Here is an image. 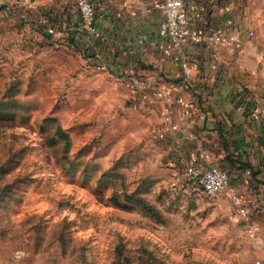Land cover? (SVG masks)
Returning a JSON list of instances; mask_svg holds the SVG:
<instances>
[{
    "label": "rangeland",
    "instance_id": "obj_1",
    "mask_svg": "<svg viewBox=\"0 0 264 264\" xmlns=\"http://www.w3.org/2000/svg\"><path fill=\"white\" fill-rule=\"evenodd\" d=\"M8 43L0 42V97L15 92L26 108L0 119V187L14 184L0 192V264H264V232L252 218L264 206L246 196L263 190L237 189L246 214L227 193L172 190L183 162L166 163L167 150L149 138L148 110L120 78L91 72L81 48L53 45L13 62Z\"/></svg>",
    "mask_w": 264,
    "mask_h": 264
},
{
    "label": "crops",
    "instance_id": "obj_2",
    "mask_svg": "<svg viewBox=\"0 0 264 264\" xmlns=\"http://www.w3.org/2000/svg\"><path fill=\"white\" fill-rule=\"evenodd\" d=\"M35 1L34 8L24 9L0 0V42L9 41L4 52L9 49L13 62L35 61L53 45L88 52L91 72L120 78L135 95L134 105L148 110L143 112L153 122L149 138L167 150V164L183 162L184 170L191 153L207 151L212 162L229 170L233 189L263 190L251 197L243 191L247 200L264 206V35H257L256 20L261 23L264 7L259 0H187L191 34L183 53L191 69L189 85L183 61L173 58L159 35L162 0H93L95 9L99 6L98 37L83 30L74 0ZM217 33L234 37L232 43L216 42ZM188 103L193 112L185 117ZM262 208L252 218L264 232Z\"/></svg>",
    "mask_w": 264,
    "mask_h": 264
},
{
    "label": "built area",
    "instance_id": "obj_3",
    "mask_svg": "<svg viewBox=\"0 0 264 264\" xmlns=\"http://www.w3.org/2000/svg\"><path fill=\"white\" fill-rule=\"evenodd\" d=\"M12 8L32 9L36 5L35 0H8ZM81 18V26L89 35L98 37L100 35L96 25V9L93 0H74ZM164 20L159 27V35L165 43L174 51L173 58L183 61L185 84L189 85L191 69L187 59L184 57L183 45L190 31V17L187 9V0H162ZM54 31L53 27L49 28ZM254 35V30L248 31ZM232 36L222 33L214 35L216 42L231 44ZM192 104L184 106L183 115H192ZM172 190H180L187 193L202 192L209 196L227 193L236 205V211L246 214V208L242 205L243 195L231 187V175L227 168L211 161L207 151H195L190 154L185 163L183 173L173 183Z\"/></svg>",
    "mask_w": 264,
    "mask_h": 264
},
{
    "label": "trees",
    "instance_id": "obj_4",
    "mask_svg": "<svg viewBox=\"0 0 264 264\" xmlns=\"http://www.w3.org/2000/svg\"><path fill=\"white\" fill-rule=\"evenodd\" d=\"M21 108H26V106L18 100L17 97H15V92H9L5 94L4 96L0 97V119H5V118H10L13 116L14 110L16 109H21ZM52 121L57 120L54 117H50ZM56 132L59 134H63L66 137H68L69 142L67 143V151L69 150V147L71 145L70 142V137L68 133L62 128L60 124L57 125ZM6 168V165H2L0 167V172L4 171ZM14 184L12 182L9 183H4L0 187V192L1 194L7 195L10 194L11 191L13 190ZM128 198L133 199V197L129 194ZM139 203L144 206V208L148 211H151L154 209V206L150 207L148 202L144 201V199H140ZM122 204V203H121ZM120 204V205H121ZM125 207H129L130 205L127 204H122Z\"/></svg>",
    "mask_w": 264,
    "mask_h": 264
}]
</instances>
